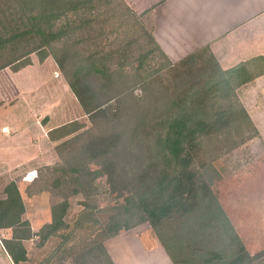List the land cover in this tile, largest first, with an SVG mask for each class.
I'll list each match as a JSON object with an SVG mask.
<instances>
[{"label": "trees", "instance_id": "16d2710c", "mask_svg": "<svg viewBox=\"0 0 264 264\" xmlns=\"http://www.w3.org/2000/svg\"><path fill=\"white\" fill-rule=\"evenodd\" d=\"M101 2L109 5L112 0H0V53L27 43L33 44V51L44 50L42 59H45L46 51L53 49L68 84L93 121V128L83 131L80 130L84 126L77 119L50 130V137L58 141L59 131L75 125L64 132V135L75 133L65 145H70L72 138L75 142L81 141L78 151L84 161L97 165L96 169H90L79 160L67 172L77 173L80 184L88 176L95 179L107 175L115 192H126L125 202L117 207L114 215L116 221L121 218L124 223L117 224L111 236L148 221L175 264L250 263L253 256L213 191V179L220 174L207 180L203 174L207 169L203 168L200 173L196 158L207 139L232 133L243 125L255 130L253 136L259 135L236 92L237 87L251 80L255 73L246 70L245 65L223 70L213 58L212 70L202 72L201 68L196 80L198 54L173 62L151 31L152 45L146 56L158 51L167 63L147 75H141L138 70L133 74L123 73L112 65H105L101 77L97 76V88L91 73L80 74L75 62L68 69L65 58L59 56L56 49L77 29L73 21L63 22V19L70 12L93 8ZM130 10L135 13L133 8ZM95 65L96 62H91L92 67ZM124 66L120 65L119 69ZM141 66L142 62L136 69ZM164 67L169 68L174 79L180 80L182 87L171 90L165 86L163 77L158 75ZM240 70L242 74L235 76ZM127 84L128 87H123ZM137 85L143 91L139 95L135 93ZM114 100L116 103L112 104ZM101 123L107 125L108 130L99 131ZM216 155H212L214 159ZM69 208L68 200L52 207V220L41 229L45 238L67 224L65 217ZM24 212L20 189L12 179L6 183L4 197L0 198V231H11V235L1 241L14 264L28 260L24 242L36 234L30 221L24 218ZM175 218L177 222L172 221ZM111 222L108 224L112 225ZM172 223L181 224L178 239L168 233ZM230 243H235L237 252L224 263L222 253L216 252ZM175 246L185 254L181 260L176 258ZM190 248L195 250L197 259L188 254ZM101 249L114 264L105 245ZM211 254H216L219 262L211 263L208 257Z\"/></svg>", "mask_w": 264, "mask_h": 264}, {"label": "rangeland", "instance_id": "374dc122", "mask_svg": "<svg viewBox=\"0 0 264 264\" xmlns=\"http://www.w3.org/2000/svg\"><path fill=\"white\" fill-rule=\"evenodd\" d=\"M130 8L132 6L128 0H112L109 5L101 2L93 8L70 12L63 22L73 21L77 29L69 38L59 43L56 49L58 55L65 58L68 69L75 62L80 74L91 73L94 86L98 88L97 76L101 77L105 65H112L113 69L118 68L123 73L133 74L138 70L141 75H147L157 71L161 64L167 63L158 51L146 56L152 45L149 36L151 29L142 16L135 11L133 13ZM32 47L33 44L25 43L16 48L9 47L0 53V122L10 124V132L13 131L12 127L16 130L27 121L33 122L31 130L34 135L30 138L31 141H36L48 129L71 120L77 119L84 126L80 131L93 128V121L68 84L53 55L54 50L46 51L48 57L42 59L44 50L33 51ZM91 62H96V65L92 67ZM140 62L143 66L136 69ZM122 64L125 66L119 69ZM214 65L213 57L205 52L199 53L195 64V79L197 80L201 68L202 72L211 71ZM158 75L163 77L165 86L171 90L182 87L180 80L172 77L169 68L164 67ZM123 87H128V84ZM135 93H143L140 85L135 87ZM238 99L242 103L239 97ZM115 103V100L112 101V104ZM42 119L48 123H43ZM74 126L57 133L61 137L58 139V157L55 163H22L19 168H11L12 172L6 170L9 163L7 167H0V198L4 197L6 183L16 180L25 204L23 216L30 221L32 230L36 233L24 242L28 260L21 264H112L101 248L107 238L113 235L116 225L124 223L121 218L116 221L114 215L117 207L125 202L126 192H115L107 175L95 179L88 176L80 184L76 178L77 173L67 172L79 160L90 169L97 168L94 162L84 161L79 153L81 141L75 142L72 138L70 145H65L66 140L75 133L64 135V132ZM98 127L99 131L108 130L104 123ZM5 131L9 132V127H5ZM227 134L205 141L203 151L196 158L200 173L206 168L203 174L207 180L214 178L216 173L220 174L213 179L212 184L217 197L220 184L226 187L235 180L238 183L242 181V185L244 182L249 188H255L248 190V187L239 186L241 197L246 198L255 191L264 192V157L260 158L264 155V142L259 140V136H253L255 130L249 125H243ZM216 154L218 157L214 159L212 155ZM14 160L15 157H12L11 161ZM77 189L78 193L75 192ZM62 200L70 202L65 217L67 224L45 238V232L41 229L52 220V207ZM259 213L261 226L255 223L252 234L261 241L264 236V208L260 207ZM110 220L112 225L108 224ZM172 221L177 222L178 219ZM141 224L152 226L148 221L139 225ZM172 224L168 233L178 239L181 236V224ZM169 225L171 224H167ZM251 229L245 227V238L249 236ZM10 235V230L0 231V264H14L1 241L4 236ZM192 249L188 251L191 252ZM263 250L264 248L255 252L248 264H264ZM191 257L197 259L196 254Z\"/></svg>", "mask_w": 264, "mask_h": 264}, {"label": "crops", "instance_id": "0c3cea01", "mask_svg": "<svg viewBox=\"0 0 264 264\" xmlns=\"http://www.w3.org/2000/svg\"><path fill=\"white\" fill-rule=\"evenodd\" d=\"M128 2L142 16L171 61L178 62L188 55L205 52L215 58L223 70L245 65L246 70L255 73L251 80L238 86L236 92L258 130L259 140L264 142V0ZM241 74V70L234 73L235 76ZM31 126L33 122L27 121L19 129L12 127L13 131L10 132L11 125L0 122V167H7L9 163L6 170L12 172L11 168H19L22 163L35 165L45 162L49 165L56 162L58 155L55 147L58 141L53 140L49 134L55 127L41 134L40 138L36 137V141H31L34 135ZM5 127H9V132L5 131ZM41 127L44 129L43 125ZM10 157H15L16 162L11 161ZM239 186L248 187V190L255 189L236 180L226 187L220 184L218 199L252 256L264 248V236L259 241L252 234L255 223L261 226L259 210L260 207L264 208V192L255 191L244 198L239 195ZM245 227L252 228L246 238ZM105 247L114 264H175L160 237L147 224L111 236L105 241ZM174 249L177 259L184 258L185 254L182 255L176 246ZM236 252L237 246L230 243L216 253H222L225 263ZM195 253L194 249L188 252L191 256ZM208 257L211 263L219 262L216 254Z\"/></svg>", "mask_w": 264, "mask_h": 264}]
</instances>
